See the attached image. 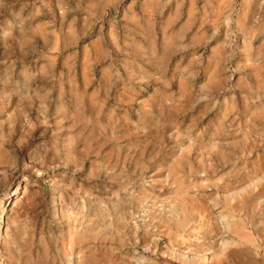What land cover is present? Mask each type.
Instances as JSON below:
<instances>
[{
	"label": "rangeland",
	"instance_id": "1",
	"mask_svg": "<svg viewBox=\"0 0 264 264\" xmlns=\"http://www.w3.org/2000/svg\"><path fill=\"white\" fill-rule=\"evenodd\" d=\"M243 185L264 0H0V264H256Z\"/></svg>",
	"mask_w": 264,
	"mask_h": 264
},
{
	"label": "bare ground",
	"instance_id": "2",
	"mask_svg": "<svg viewBox=\"0 0 264 264\" xmlns=\"http://www.w3.org/2000/svg\"><path fill=\"white\" fill-rule=\"evenodd\" d=\"M231 187H232L231 192L228 194V197L230 196V198H227V196L223 197L226 205L231 210L237 212L238 209H240L239 208L240 203H242L244 205L246 204V210L245 211H246V213L248 212V217L251 220H253V218H257V221L254 224V229L257 231V235H258V238L260 241V246L264 249V190H261L262 189L261 188L260 189L261 191L257 190V189H253L252 191L245 192L248 189L247 185H243L241 187H234V186H231ZM228 190H229V188H228ZM244 194H245V196H243ZM240 197H242V198H240ZM18 202H19V198H15L13 203L15 206H18ZM13 208H16V207H13ZM233 216H235V215L233 214ZM251 226H252V224L250 225V227ZM232 227L235 228V230L232 231L233 234L235 236H237L238 239H240L241 243H246L248 245L254 244V238L251 236V234L243 232L242 225L238 224V226L235 227V225L233 223ZM250 229H252V228H250ZM222 234H223V232H222ZM186 237H188V236H186ZM219 239H222V237L220 236ZM180 247H182V246H180ZM215 248H216V246H215ZM208 250H210V248ZM214 250H212V251H214ZM247 252L248 253L240 252L239 254L235 255V257L239 258V261H240L239 264H243V261L245 258H249L250 256H252V253L250 251H247ZM223 254L224 255H216L215 254L209 258V261L204 259V261H199V262H197V264H229V262L231 260L230 258H232V254H230V252H228V251L223 252ZM245 255H246V257H244ZM262 257L263 258L259 259V261L256 262V264H264V254ZM249 263H250V261L247 264H249Z\"/></svg>",
	"mask_w": 264,
	"mask_h": 264
}]
</instances>
